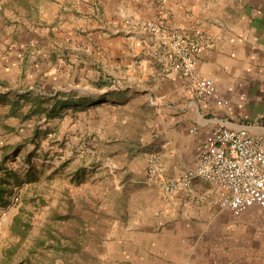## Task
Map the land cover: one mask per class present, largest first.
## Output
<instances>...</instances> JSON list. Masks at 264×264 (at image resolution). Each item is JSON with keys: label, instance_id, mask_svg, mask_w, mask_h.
<instances>
[{"label": "crops", "instance_id": "1", "mask_svg": "<svg viewBox=\"0 0 264 264\" xmlns=\"http://www.w3.org/2000/svg\"><path fill=\"white\" fill-rule=\"evenodd\" d=\"M14 1L2 7L0 0V86L37 83L46 89L55 81L74 83V91L46 99L47 111L56 96L77 105L62 110L59 132L68 130L66 114L74 117L80 135L94 131V103L112 100L108 93L117 70L130 87L137 84L132 78L137 74L150 83L148 101L159 105L149 150L158 151L168 178H182L196 166L208 131L227 127L264 134V0H41L35 16ZM126 20L156 21L162 32L153 34ZM197 23L213 41L197 54L194 78L212 79L228 102L225 108L192 93V81L167 69L168 31ZM101 83L100 93L93 90ZM31 91L46 94L31 86L23 93ZM18 115L9 106L0 109V137L26 124ZM42 120L49 130L56 124L45 114ZM1 138L0 155L17 142ZM94 149L87 148L91 157ZM128 168L145 176V161L138 157ZM220 197L216 184L199 178L164 197L158 194L155 203L112 230L105 263L264 264V209L253 205L234 217L218 207Z\"/></svg>", "mask_w": 264, "mask_h": 264}, {"label": "rangeland", "instance_id": "2", "mask_svg": "<svg viewBox=\"0 0 264 264\" xmlns=\"http://www.w3.org/2000/svg\"><path fill=\"white\" fill-rule=\"evenodd\" d=\"M1 1H3L2 7L9 5V2H5L7 0ZM14 2L22 11L31 13L33 16L37 14V8L41 5V0H16ZM167 50L169 51V47ZM167 69L170 71L169 64ZM116 74H118L115 77L116 82L114 85L111 84L112 89L109 91L112 93L121 92L123 93L122 97L116 99L115 94L110 93L109 97L112 100L108 103L105 100L97 99L94 103L97 105V110H94V114L92 113L94 131L91 133L87 131L82 135L74 128L76 122L70 114H66L71 118H66L68 119L66 125L68 130L63 131L64 128H62L61 133L59 132L58 129L65 120L63 111L60 113L63 115L52 118L55 119L54 123L56 124L50 123L51 130L47 127V122L42 120L44 117L42 109L49 105L46 99L55 93L63 94L69 90L74 91L73 89L76 88L74 83L59 85L55 81L53 85L45 86L46 89L37 83L27 86L19 85V87L9 84L0 86V91L6 96V99L0 100V109L4 110L9 106L19 113V119L27 120L26 124L15 133L4 134L1 136L2 138L0 137L3 140L7 135L10 140L17 141L10 148L2 150L0 180L5 172L11 171L18 173L23 181L22 185L14 187L13 193L7 198V204L0 206V259L3 249L16 241L15 237L9 233L12 217L22 205L27 210L34 211L40 204L39 196H42L45 202L50 205H55L61 192L66 187H70L72 191L78 192V195L96 196L104 208L117 207L120 204L116 205V203H121L123 200L126 202L125 210L122 207L118 211L120 217L124 215L125 222L116 221L110 226L107 235L100 242L97 260L89 261L90 264H106V244L112 230L135 217L137 212L143 211L146 206L155 203L158 194H160V198L167 195L157 185H147L144 182V175L139 176L128 168V164L133 158L138 157L144 160L146 152L156 151L149 150V148H153L155 142L152 130L159 104L154 103L153 105V99L151 104L149 103L148 88L150 83L139 81L141 79L139 74L132 76L137 79V84L132 87L128 86L127 80H123L127 79L122 78L123 74L115 70L114 75ZM30 86L46 93L44 98L36 96L34 91L23 93ZM93 90L100 93L102 88L94 87ZM145 93L146 95H143ZM38 105L41 109L32 112ZM24 112L27 114L23 115ZM58 119H60L59 125ZM91 144L96 149L93 157L87 152V148ZM80 153H83L82 156L79 155ZM80 167L86 168L89 175L85 177L84 184L75 187L68 181L69 174ZM28 170L31 171V179L37 178L36 182L25 181L24 174ZM122 188L126 189L124 196L119 195ZM48 205L46 204L36 211L34 235L38 233L39 227L48 213ZM29 244L27 243L26 247ZM22 253L25 254L26 249ZM51 258L50 255L38 256L33 260V263L50 264ZM19 261L20 259L17 257L13 264H23ZM53 264L63 263L56 261Z\"/></svg>", "mask_w": 264, "mask_h": 264}, {"label": "built area", "instance_id": "3", "mask_svg": "<svg viewBox=\"0 0 264 264\" xmlns=\"http://www.w3.org/2000/svg\"><path fill=\"white\" fill-rule=\"evenodd\" d=\"M164 3V0H160ZM126 24L144 31L160 34L156 21ZM169 47V68L192 81L191 92L203 99H211L220 108L228 105L212 79H195L196 56L204 47L212 44L210 31L197 23L188 30H169L166 37ZM146 172L144 182L157 185L163 193L175 192L194 178L216 184L221 189L218 207L234 217L258 205L264 209V134H252L247 129L218 127L208 131L200 146L199 159L188 174L179 179L167 178L160 154L156 151L144 154Z\"/></svg>", "mask_w": 264, "mask_h": 264}, {"label": "trees", "instance_id": "4", "mask_svg": "<svg viewBox=\"0 0 264 264\" xmlns=\"http://www.w3.org/2000/svg\"><path fill=\"white\" fill-rule=\"evenodd\" d=\"M101 83L98 85H104ZM112 93L109 92L108 95ZM115 94L116 99L121 98L123 93ZM40 97V96H39ZM4 95H0V100H4ZM68 107H77L71 100H63L56 96L54 104L47 111L42 109L46 118L52 119ZM41 109L39 105L32 112ZM14 110V109H13ZM41 111V112H42ZM25 181L36 182L37 178H30L31 171H27ZM88 170L80 167L69 174V183L78 187L85 183ZM91 177V176H90ZM22 177L16 172H5L0 180V206H5L7 198L13 193L14 187L22 185ZM126 189L122 188L119 195H125ZM66 187L55 205L45 202L42 196L38 197L40 202L34 211L27 210L25 206H20L18 212L12 217L9 225V233L15 237V242L3 249L0 264H13L15 258H19V263L34 264L33 260L38 256L50 255L51 263L60 261L63 264H90L95 262L100 251V242L105 238L110 226L118 221L125 222L124 215H119L118 211L126 202H118L117 207L104 208L101 201L96 196L78 195ZM49 206L48 213L39 227V231L34 235L36 228V211ZM27 243H30L26 247ZM26 249V253L22 251Z\"/></svg>", "mask_w": 264, "mask_h": 264}]
</instances>
